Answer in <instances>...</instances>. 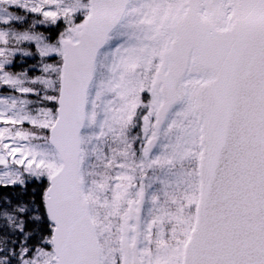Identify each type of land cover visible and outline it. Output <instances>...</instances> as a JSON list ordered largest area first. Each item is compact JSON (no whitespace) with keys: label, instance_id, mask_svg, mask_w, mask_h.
<instances>
[{"label":"snow or ice","instance_id":"1","mask_svg":"<svg viewBox=\"0 0 264 264\" xmlns=\"http://www.w3.org/2000/svg\"><path fill=\"white\" fill-rule=\"evenodd\" d=\"M0 264H264V0H0Z\"/></svg>","mask_w":264,"mask_h":264},{"label":"trees","instance_id":"2","mask_svg":"<svg viewBox=\"0 0 264 264\" xmlns=\"http://www.w3.org/2000/svg\"><path fill=\"white\" fill-rule=\"evenodd\" d=\"M28 63H29V64H31V63H34V61H32V60H29V61H28Z\"/></svg>","mask_w":264,"mask_h":264}]
</instances>
